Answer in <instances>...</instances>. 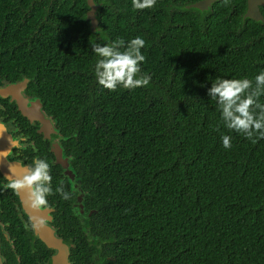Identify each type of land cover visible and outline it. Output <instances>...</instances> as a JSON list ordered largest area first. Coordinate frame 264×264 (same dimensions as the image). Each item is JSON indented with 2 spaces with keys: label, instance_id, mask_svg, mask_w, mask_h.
I'll return each mask as SVG.
<instances>
[{
  "label": "trees",
  "instance_id": "trees-1",
  "mask_svg": "<svg viewBox=\"0 0 264 264\" xmlns=\"http://www.w3.org/2000/svg\"><path fill=\"white\" fill-rule=\"evenodd\" d=\"M93 1L94 31L87 1L70 9L60 0L41 25L47 37L34 40L32 50H51L47 57L66 72L43 69L41 96L63 132L76 130L75 165L87 177L89 207L98 208L93 230L109 242L105 256L114 262L107 263L264 264V139L253 143L229 132L207 95L216 77L253 79L264 71V26L243 23L246 0L216 2L201 12L200 22L199 10L183 8L194 0H182L172 20L183 26L159 38L170 0L144 10L133 9L131 0H111L100 15ZM99 34L109 41L145 40L140 67L151 76L147 87L108 91L98 84L89 92ZM6 41L10 46L22 39ZM221 134L231 135L230 149ZM5 242L4 264H16ZM21 246L29 251L26 242ZM78 250L93 254L90 245Z\"/></svg>",
  "mask_w": 264,
  "mask_h": 264
},
{
  "label": "flooded vegetation",
  "instance_id": "flooded-vegetation-1",
  "mask_svg": "<svg viewBox=\"0 0 264 264\" xmlns=\"http://www.w3.org/2000/svg\"><path fill=\"white\" fill-rule=\"evenodd\" d=\"M63 1L71 9L74 2L78 3L82 0ZM83 1L86 4V0ZM95 1L98 15L109 10L112 3L111 0ZM199 1L201 0L193 2ZM59 2L60 0H12L11 2L0 0V38L4 39L0 44V122L6 124L8 128V132L0 134V152L11 150L6 160L3 157L0 159L1 162L5 161L9 165H14L21 171L31 165L35 158L46 159L51 166L53 189L55 190L58 183L63 181L65 190L70 191L72 195L70 200H63L59 194L49 196L48 202L51 209L45 210L49 216V219L48 217L46 219V224L52 235L59 239L67 249L66 264H108V261L114 262V258L105 256V248L109 242L101 239L93 230V219H96L98 208L89 207L87 177L83 172L78 171L75 165L80 148L76 130L69 133L63 132L55 121V114L45 108L41 96L43 69H58L61 72H66L63 71L60 64H56L53 59L47 57L51 50H32L35 43L41 42L47 37L46 32H41V25L47 21L48 17H53L54 6ZM183 3L185 1L170 0L165 5L167 16L162 21L160 27L162 29H158L156 32L157 37L172 35L169 27L183 26V20L177 24H174L172 20V15L179 12V7ZM261 8L263 7H260V11ZM198 10L200 13L198 12L196 17L200 22L201 12L205 10ZM87 12L88 10L83 15L86 22ZM40 15H42V20ZM103 24L102 30L104 31ZM87 30L86 34H89V22ZM146 33L150 34L151 39L155 38L153 35L155 33L152 34L151 31ZM262 35L264 36V32ZM9 36L20 38L22 41L13 42L8 46L6 39ZM96 36L93 38L100 43L102 41V45L112 42L104 35ZM90 38L92 36L89 34L88 39ZM155 39L158 42V39ZM34 40L35 43H33ZM12 47L13 49H11ZM51 53L55 55L54 50ZM97 59L95 54L90 59L92 64L89 65V68L92 78L89 92L90 88L92 91L96 86L99 87L94 74V65ZM28 60L31 61L28 62ZM84 66H87V63H84ZM53 80L51 81L53 82ZM41 119H43V123ZM21 134L28 137L27 141H22L25 147L22 150L13 148L9 138ZM46 134L59 145L64 164L68 167L67 170L57 163L51 149V142ZM8 176L0 168V246L2 239L6 241L5 243L8 244L6 250L15 255L16 264H52L54 251L49 249L34 232L30 218L23 211L19 195L10 189L2 190V186L7 183ZM75 190L79 191L77 205L74 202L73 192ZM16 238H18L17 247L14 243ZM25 242L29 251L19 250L18 247L24 246ZM40 245H42L46 257L39 252ZM82 245H90L93 248V254L83 255L82 251L78 250L80 247L82 248ZM2 254L4 255V252ZM2 254L0 253V257L4 258L5 255L2 256ZM104 257L107 261L104 260ZM5 262L4 258L2 263Z\"/></svg>",
  "mask_w": 264,
  "mask_h": 264
},
{
  "label": "clouds",
  "instance_id": "clouds-1",
  "mask_svg": "<svg viewBox=\"0 0 264 264\" xmlns=\"http://www.w3.org/2000/svg\"><path fill=\"white\" fill-rule=\"evenodd\" d=\"M156 2L157 0H131V5L135 10H144L154 7ZM144 47L145 40L140 36L127 42L117 37L103 45L92 43V52L98 57L94 65L97 83L108 91H116L118 87L129 90L147 87L151 76L141 74L140 67L146 60L141 51ZM207 95L216 101L223 126L229 132L240 134L253 143L257 139H264V103L261 102V97L264 96V71L259 72L253 79L216 77L211 82ZM3 132H8V128L0 122V134ZM27 140L28 137L23 134L9 138L11 146L21 150L25 147L22 141ZM221 140L226 150L232 147L231 135L221 134ZM10 153L11 150L0 152V157L6 160ZM14 168V165H9L11 175L2 190L10 189L17 194L25 192V203L28 207L37 211L50 210L48 197L54 194H59L63 200L72 198L70 191L65 190L63 181L53 189L51 166L46 159L35 158L19 176L15 175ZM33 220L32 228L45 224L43 218L36 217ZM3 259L0 257V261Z\"/></svg>",
  "mask_w": 264,
  "mask_h": 264
},
{
  "label": "water",
  "instance_id": "water-1",
  "mask_svg": "<svg viewBox=\"0 0 264 264\" xmlns=\"http://www.w3.org/2000/svg\"><path fill=\"white\" fill-rule=\"evenodd\" d=\"M87 4L90 8V11L87 14V19L90 20V29L92 31L97 28V20H96V7L94 4L93 0H86ZM221 0H201L196 3H192L189 5L184 6L183 8L185 10H209L212 8L213 4L216 2H219ZM260 7L264 8V0H246V10L244 14L242 15V21L244 23L245 20L249 19L252 20L256 23H259L264 26V17L260 11ZM31 119V117H30ZM32 120V119H31ZM41 122L43 123V119H41ZM46 137L50 140L51 142V149L52 152L54 153V156L57 160V163L62 165L65 170H67L68 167L65 166L64 160L61 155V149L59 145L52 139V137L48 136L46 134ZM0 168L5 171L8 175H11L9 171V164H7L5 161L1 162L0 159ZM15 175L19 176L23 173V171L14 168ZM68 174V173H67ZM70 175V174H68ZM74 194V202L77 205L79 201V191L75 190L73 192ZM19 199L23 208L24 213L30 218L31 222L33 223L34 220L33 218L40 217L45 220V224L43 226H37L34 229V232L36 235L39 237V239L52 251H54L53 255V261L52 264H66V258H67V249L66 247L61 243L59 239L54 237L52 235V232L50 231L48 225L46 224V219L48 216L47 211H37L34 210L30 207L27 206L25 203L26 200V193L25 192H20L19 194ZM0 264H3L2 261H0Z\"/></svg>",
  "mask_w": 264,
  "mask_h": 264
}]
</instances>
